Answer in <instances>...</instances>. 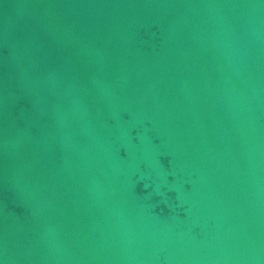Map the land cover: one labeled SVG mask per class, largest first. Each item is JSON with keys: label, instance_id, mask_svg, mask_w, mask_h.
I'll use <instances>...</instances> for the list:
<instances>
[{"label": "water", "instance_id": "obj_1", "mask_svg": "<svg viewBox=\"0 0 264 264\" xmlns=\"http://www.w3.org/2000/svg\"><path fill=\"white\" fill-rule=\"evenodd\" d=\"M0 264H264V0H0Z\"/></svg>", "mask_w": 264, "mask_h": 264}]
</instances>
